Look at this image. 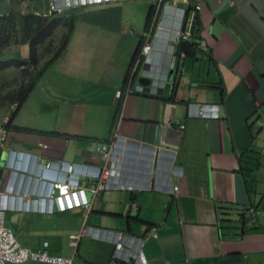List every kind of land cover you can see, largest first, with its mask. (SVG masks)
Here are the masks:
<instances>
[{
	"label": "crops",
	"instance_id": "obj_1",
	"mask_svg": "<svg viewBox=\"0 0 264 264\" xmlns=\"http://www.w3.org/2000/svg\"><path fill=\"white\" fill-rule=\"evenodd\" d=\"M153 4L121 0L77 9L67 48L38 80L5 145L46 163L98 167L106 164L101 146L117 131L121 180L149 181L159 191L102 190L93 200L87 194L89 213L79 205L52 210L43 178L20 184L14 194L16 175L0 168L7 226L23 247L40 251L48 241L51 256L73 258V264H112L110 240L84 236L77 248L71 245L85 226L143 239L147 264H264V0H204L200 24L208 46L189 53L190 45L177 47L175 69L164 65L161 93L126 97V75L148 33ZM29 6L36 14L49 10L48 0ZM15 10V3L0 0V15ZM22 42L1 59L20 53ZM52 58L39 54L38 69ZM4 80L0 76V123L13 114L5 96L17 87L5 88ZM204 104L219 105L221 117L198 118L197 106ZM80 180L83 188L96 186ZM174 186L179 192L172 196ZM82 199L72 195L63 203Z\"/></svg>",
	"mask_w": 264,
	"mask_h": 264
},
{
	"label": "built area",
	"instance_id": "obj_2",
	"mask_svg": "<svg viewBox=\"0 0 264 264\" xmlns=\"http://www.w3.org/2000/svg\"><path fill=\"white\" fill-rule=\"evenodd\" d=\"M187 0H158L152 15V21L148 33L144 39V43L139 57L132 64L126 83L125 96L133 93L156 96L166 86V74L164 65H168V69L173 68L174 61V45L189 41L194 27V17L196 12L202 10V2L204 0H196L194 4L193 17L190 20V30H184L181 23V17L184 11L176 9L178 2ZM167 20L168 23H164ZM205 46L206 43L202 42ZM162 51H161V50ZM169 52L170 61H165V52ZM150 80L149 86H142L138 83L139 79ZM123 97V96H122ZM197 117L212 118L218 116L215 110L205 111L203 106L198 105ZM209 108V107H208ZM8 132L4 126H0V147L4 148L7 140ZM118 132L113 135L112 139L101 146L99 155L106 159V164L100 166L99 172L90 177L96 186L86 189L87 193L92 195V200L96 199L102 190H129V191H159L152 182L147 184L124 183L121 180V163L123 158L114 152ZM48 168L50 165L47 166ZM74 171V167L70 166L68 172ZM179 187L174 186L169 190V194L174 196L178 194ZM72 195H77L73 191L68 181H55L51 184L47 193V198L51 202H59L61 208H64L63 199ZM84 210L89 213L92 209V202L85 197L82 201L76 202ZM74 206V205H73ZM70 204V207H73ZM107 234V235H106ZM106 235V236H105ZM84 236H93L104 240H110L114 245L112 255V264H147L143 254L144 240L138 239L132 235H128L122 231H103L94 227L85 226L79 235L72 237L71 245L78 247L79 240ZM153 237L157 238V234L153 233ZM49 242L43 243V249L33 251L21 245L16 234L7 226V209L0 207V264H24L30 261L42 264H73V258L51 256L48 252Z\"/></svg>",
	"mask_w": 264,
	"mask_h": 264
},
{
	"label": "clouds",
	"instance_id": "obj_3",
	"mask_svg": "<svg viewBox=\"0 0 264 264\" xmlns=\"http://www.w3.org/2000/svg\"><path fill=\"white\" fill-rule=\"evenodd\" d=\"M25 1H28V3L30 1L33 2L32 0H22L21 2L25 3ZM114 1H121V0H60V9L56 10V11H58L56 14H59L60 11L61 12H67V11H71L73 9H79L81 7L88 6V5H99V4H105V3H110V2H114ZM152 1H154L153 8H152V15H153L154 8H155L158 0H152ZM180 2L184 3V4H188L189 5L188 8H179L177 5ZM180 2L177 3L175 8L176 9H181L182 11H184L183 16L180 19L182 20L181 21L182 25H184V30H188L189 31L190 30V25H189L190 24V20L193 17V13L195 11L194 10V4H196L197 2H196V0H194L193 2H190V0H187L186 2H184V1H180ZM51 6H52V0H50L49 8H51ZM191 8H193V9H191ZM52 11H55V9H53V8L50 9L49 14H51ZM201 11H197L196 12V17H194V27H193V30H191L192 31V35H191L190 40L189 41L182 40V42L177 44V45L173 44V46H174V58H172V59H173L175 64L177 62V56H176L177 47H181L182 44L183 45L184 44L185 45H190V50L188 51V53L193 51V50L194 51H202L203 48H206L208 46L207 41L201 35V31H202L201 24H200V13H201ZM30 12H32V11L29 10L27 13H30ZM18 13L26 14L25 12H22V11L21 12L20 11H16L14 13L2 14V15H0V17L9 16L11 14L16 15ZM33 13H35V12H33ZM38 15H40V14H38ZM51 15H53V14H51ZM152 15H151V21H152ZM151 21H150V24H151ZM164 23H168V21L165 20ZM60 27H64V26H60ZM60 27H58L57 30ZM149 27H150V25H149ZM66 30L67 29L65 28V33H66ZM148 30H149V28H148ZM64 34H63V36H64ZM11 35H12V37H11L12 41L14 42L16 40V31H11ZM22 36H23V32H22V30L20 29V26H19L18 27V31H17V37H18V40H19L18 46H20V42L23 39ZM52 39L51 40L54 42L55 38H52ZM51 40H50V42H51ZM13 42H12V44H13ZM202 42H205L206 45L203 46ZM26 43L28 44L27 41H26ZM58 43L60 44V41H58ZM143 43H144V40H143ZM143 43H142L140 49L138 50L139 54L141 52ZM139 54H138V56H136L135 60L139 57ZM165 55H166L165 61H170V55L171 54L166 51ZM0 59H1V57H0ZM133 60H132V63L130 64V69H131L132 64L135 62V60L134 61ZM175 64H174L173 68H170L171 70L175 69ZM130 69H129V71H130ZM6 71L13 72L12 74H14L15 72H18V71L22 72L21 69H16V68H11V69H8ZM6 71H3V72H6ZM129 71H128L127 75H126L125 87H126L127 77H128ZM3 72H0V76L1 77L4 74ZM8 76H10V74H8ZM25 78L26 77L23 74V79H25ZM142 79H145V78H142ZM8 81L10 83H12L11 81H14L16 83L14 78L13 79H8ZM1 82L4 83V85H7V83H5L6 81H1ZM21 82H19V84ZM149 85H145V86H149ZM166 85H167V81H166ZM142 86H144V85H142ZM12 106H13L14 111H15L16 110V104H12ZM200 106L206 107L204 109L207 112H210L208 110L211 109V110H215V111L217 110L216 112L218 113V116H216V117L212 116L214 114H210L212 118H201V119H219L221 117V115L219 113L220 112L219 111V105H216V104L205 105L204 104V105H200ZM14 111H13V113H14ZM212 112H210V113H212ZM197 113H198V108H197V111H196L195 115H197ZM10 118L6 119V121L3 122V124L1 125V126H4L5 129L8 132L7 139L9 138L10 130L6 127V125L8 124ZM198 118H200V117H198ZM6 142H7V140H6ZM0 149L4 150L2 152V154L5 156V158H4V167H0V168L4 169L5 172H8L10 174H15L16 175V179H15L16 182H15L14 190H13L14 194H16V193L19 194L20 193V189H19L20 188V184L24 185L28 181H30L32 179H37L36 177H38V178H43V182L46 184V187H48V192H49L50 186H51V184L53 182L58 181V180L59 181H63V182L68 181V183L72 187L73 191L77 192V195H81L82 198L85 197L87 199V194L88 193L86 191V188H83L80 185V181H81L80 179H81L82 176H85L86 179L90 180V177H93L94 175H96L99 172V168H100V166L94 167V166H87V165H81V164H68L66 162H48V163H46V162H44V158L42 156H40L39 154H34V153H29V152H22V151H16L14 149H9V147H7V145H5L4 148L0 147ZM48 165H50L49 168L47 167ZM70 166L74 167V171H72L71 173L68 172V168ZM47 171H54L56 174L58 173V178H57V176L56 177L55 176H47L46 175V173H48ZM90 181H92V180H90ZM47 193H42V195L45 194V196H46ZM46 198H47V196H46ZM52 203H49L48 206L46 207V209L48 208V209H52V210L53 209L62 210L61 205H60V203L58 201L54 202L53 204ZM70 204H72V206L73 205L76 206L75 203L73 204V203H70V202H67V203L65 202L63 209H66V208L70 209L71 208Z\"/></svg>",
	"mask_w": 264,
	"mask_h": 264
},
{
	"label": "trees",
	"instance_id": "obj_4",
	"mask_svg": "<svg viewBox=\"0 0 264 264\" xmlns=\"http://www.w3.org/2000/svg\"><path fill=\"white\" fill-rule=\"evenodd\" d=\"M76 10L77 9H73L71 11L51 15L49 14V8L46 14L38 15L30 12L26 14L18 13L16 15L11 14L9 16L0 17V56L6 48L13 45L18 46L19 40L17 37V31L20 24L19 21L22 22V38L30 45L29 58L20 59L21 53H17L16 51V54L10 53L12 57L8 59H0V72L6 71L11 68H16L21 69L26 77L18 87H16L15 89L11 88L5 96L7 101H9L11 104H16V110L14 111L8 124L6 125L8 129L11 128V125L14 122L17 113L26 103L31 92L34 90L38 80L42 77L47 67L67 48L75 29L76 15L74 14L76 13ZM72 11L74 12L72 13V16H70L69 12ZM60 26H64L67 30L58 48H56L55 46H53V41L51 39L54 37L57 28ZM11 31H16V40L14 42L11 38ZM43 48H46V52L44 53V55L47 56L50 53L53 55V58L46 66L38 69L39 54L41 49ZM138 54L139 51L136 53V56H138ZM136 56L134 57V60ZM5 88H7V85L5 86Z\"/></svg>",
	"mask_w": 264,
	"mask_h": 264
},
{
	"label": "rangeland",
	"instance_id": "obj_5",
	"mask_svg": "<svg viewBox=\"0 0 264 264\" xmlns=\"http://www.w3.org/2000/svg\"><path fill=\"white\" fill-rule=\"evenodd\" d=\"M21 1L22 0H5L6 3H9L10 2V3H15L16 4V10L14 12H16V11H20L21 12L22 11V12L27 13L29 10H31L32 6H29L28 1H25V3H22ZM41 1H45V0H41ZM48 2H49V5H50V0H48ZM52 8L55 9V10L60 9V0H52V6H51L50 9H52ZM73 12L74 11L69 12V15L72 16V13ZM60 13H62V12L60 11ZM74 15H76V13ZM19 23H20L19 24L20 29L23 31L22 22L19 21ZM53 38H55V40H58V41L60 40V42L62 41L63 34H62L61 29L57 30V32L55 33V36ZM55 42L56 41H54L53 43H55ZM25 44H26V41L23 40L22 47L20 49V53H21V58L20 59H22V56H24V54H26V53L30 57V45L27 44V48H26V46H24ZM54 45L56 47H58L59 46V43L56 42V44H54ZM45 52H46V48L45 49L44 48L41 49L40 55H43ZM12 73L13 72L7 71L5 74L2 75V80L5 79L4 80V81H6L5 83H7V85H10L11 83L8 81V79H13L14 78V80L16 81V83H15L14 86H19V82H21V81L24 80L23 79V74H22L23 72H21V71L19 72L18 71V72H15L14 74H12ZM8 74H10V76H8ZM11 82L13 83L14 81H11ZM0 97H2V96H0ZM9 118H7V119H9ZM3 120L1 121L0 126L3 124V122L6 121V120L5 121H3ZM1 171H4V169H2ZM9 219H10V216L7 217V225L9 224Z\"/></svg>",
	"mask_w": 264,
	"mask_h": 264
},
{
	"label": "water",
	"instance_id": "obj_6",
	"mask_svg": "<svg viewBox=\"0 0 264 264\" xmlns=\"http://www.w3.org/2000/svg\"><path fill=\"white\" fill-rule=\"evenodd\" d=\"M58 11H52V13L51 14H56ZM183 45V44H182ZM185 45V44H184ZM174 73L176 72V71H173ZM173 73V74H174ZM138 83L140 84V85H149L150 84V81L149 80H147V79H139L138 80Z\"/></svg>",
	"mask_w": 264,
	"mask_h": 264
}]
</instances>
